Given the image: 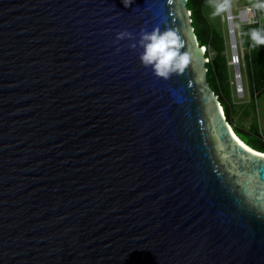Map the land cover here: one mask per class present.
Listing matches in <instances>:
<instances>
[{
  "label": "water",
  "instance_id": "water-1",
  "mask_svg": "<svg viewBox=\"0 0 264 264\" xmlns=\"http://www.w3.org/2000/svg\"><path fill=\"white\" fill-rule=\"evenodd\" d=\"M186 5L0 0V264H264V159ZM156 25L190 54L167 79L116 39Z\"/></svg>",
  "mask_w": 264,
  "mask_h": 264
},
{
  "label": "trees",
  "instance_id": "trees-1",
  "mask_svg": "<svg viewBox=\"0 0 264 264\" xmlns=\"http://www.w3.org/2000/svg\"><path fill=\"white\" fill-rule=\"evenodd\" d=\"M208 1L187 0L186 5L198 45L206 48L204 55L208 59L205 64L207 83L217 96L223 108L225 119L233 127L234 134L251 149L264 153V130L257 115V101L264 96V46L259 48L251 47L248 35L252 29H264V0H258L262 20L261 26L244 24L239 28L241 44L246 45L249 49L247 56H245V61H247L248 65L246 66V77L250 96L247 114L251 117L247 129L236 126L232 120V111L235 104L232 102V86L229 81L230 68L227 63L226 41L223 36L211 27L203 14L204 5ZM244 2L249 4L250 1L245 0Z\"/></svg>",
  "mask_w": 264,
  "mask_h": 264
},
{
  "label": "clouds",
  "instance_id": "clouds-1",
  "mask_svg": "<svg viewBox=\"0 0 264 264\" xmlns=\"http://www.w3.org/2000/svg\"><path fill=\"white\" fill-rule=\"evenodd\" d=\"M125 6L131 3V0H123ZM221 10L220 8L217 11ZM251 41V47L259 48L264 46V29H252L248 33ZM138 40L134 34L124 30L116 33V39L128 38L134 41L130 47L135 49L138 46L142 49L140 61L145 67H150L152 72L161 78H169L173 74H181L190 63L189 52L182 50L183 44L177 31L165 27L161 29L159 25L152 28L151 31L142 29L138 34Z\"/></svg>",
  "mask_w": 264,
  "mask_h": 264
},
{
  "label": "rangeland",
  "instance_id": "rangeland-1",
  "mask_svg": "<svg viewBox=\"0 0 264 264\" xmlns=\"http://www.w3.org/2000/svg\"><path fill=\"white\" fill-rule=\"evenodd\" d=\"M245 0H230V8L233 15H237L238 11L244 7ZM249 4L252 0H249ZM225 0H209L205 3L203 8V14L211 27L221 36L225 38L226 41V55H230L232 52L230 48L229 36H228V22L227 14L225 8ZM220 8L221 10L217 11ZM234 32H235V42L237 45V52L241 57V76L243 83V94H237L232 88V102H234L235 107L232 111V120L236 126L247 129L249 127L251 117L247 114L248 102L250 101L247 77H246V66L247 61H245V56H247L249 49L246 45L241 44L239 28L241 26L240 21L235 18L233 21ZM205 48V47H204ZM206 49V48H205ZM212 55V54H211ZM232 75V69L230 68V76ZM257 115L262 129L264 130V96L260 97L257 101ZM233 130V127L230 126Z\"/></svg>",
  "mask_w": 264,
  "mask_h": 264
},
{
  "label": "built area",
  "instance_id": "built-area-1",
  "mask_svg": "<svg viewBox=\"0 0 264 264\" xmlns=\"http://www.w3.org/2000/svg\"><path fill=\"white\" fill-rule=\"evenodd\" d=\"M225 8L229 9V13L227 14V22H228V36L230 42V48L232 52L228 55V66L232 69V75L230 76V84L232 88L237 94H243V83L241 76V57L239 52H237V45L235 42V32H234V24L233 21L237 18L241 25L244 24H256L257 26H261V14H260V3L258 0H253L250 4H245L242 7L237 15H233L230 8V0H225ZM203 51L205 48L202 47ZM208 61V59H206Z\"/></svg>",
  "mask_w": 264,
  "mask_h": 264
},
{
  "label": "snow or ice",
  "instance_id": "snow-or-ice-1",
  "mask_svg": "<svg viewBox=\"0 0 264 264\" xmlns=\"http://www.w3.org/2000/svg\"><path fill=\"white\" fill-rule=\"evenodd\" d=\"M249 151H252L251 149H249ZM254 155L259 156L261 159H264V153H254Z\"/></svg>",
  "mask_w": 264,
  "mask_h": 264
},
{
  "label": "bare ground",
  "instance_id": "bare-ground-1",
  "mask_svg": "<svg viewBox=\"0 0 264 264\" xmlns=\"http://www.w3.org/2000/svg\"><path fill=\"white\" fill-rule=\"evenodd\" d=\"M230 130H231L232 134L234 135V137L238 139V137L234 134V132H233V130H232L231 127H230ZM239 141H240V140H239Z\"/></svg>",
  "mask_w": 264,
  "mask_h": 264
}]
</instances>
